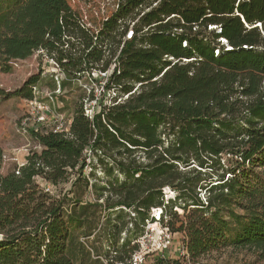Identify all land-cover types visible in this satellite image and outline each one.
Masks as SVG:
<instances>
[{
  "label": "trees",
  "instance_id": "trees-1",
  "mask_svg": "<svg viewBox=\"0 0 264 264\" xmlns=\"http://www.w3.org/2000/svg\"><path fill=\"white\" fill-rule=\"evenodd\" d=\"M40 50L70 76L111 69L118 97L93 120L79 101L71 136L33 130L41 149L8 174L0 148V264H134L157 218L187 257L156 264L264 259V0H0V69ZM90 212H105L104 253L77 234L97 229Z\"/></svg>",
  "mask_w": 264,
  "mask_h": 264
},
{
  "label": "rangeland",
  "instance_id": "rangeland-1",
  "mask_svg": "<svg viewBox=\"0 0 264 264\" xmlns=\"http://www.w3.org/2000/svg\"><path fill=\"white\" fill-rule=\"evenodd\" d=\"M108 2L111 3V0H108ZM58 71L59 69L52 61L37 52L27 59L12 62V70L9 72H4L0 69V148L3 151L1 168L3 174H8L17 169L21 163H25L27 156L32 151L40 150V144L34 137V131H29L26 134H22L19 131L21 121L30 111L28 99L19 96H9V94L21 88L32 76L39 77L37 82L39 93L51 91L54 88L51 75ZM91 77L93 76L87 73L81 76L69 77L71 80L67 81L65 92H63L64 95L61 97L63 102L61 112L70 119L74 115L76 104L83 100L87 93L84 88L85 85L93 84ZM86 170L87 172L90 171L89 168H86ZM38 182L42 187L51 189V186L43 179L38 178ZM70 187L71 182L60 185L54 192L63 193L64 190ZM93 191L91 185L87 189L78 185L76 189L77 196L81 197L83 201L94 202ZM68 196L73 197V194ZM167 196L174 197L175 193L169 190L167 191ZM180 212L182 213V211ZM156 213L159 216V213ZM104 216L105 212H99L95 215L92 212L88 213L89 224L93 227L98 224L92 236L85 238L82 236L83 230H77L79 239L90 246L94 245L100 253H104L109 245L107 235L101 229L106 220ZM138 242L140 247L134 254V257L137 256L138 258L137 264H156L158 259H182L185 256L187 257L184 233L169 232L159 218L155 219L154 222H147L145 231L138 238ZM92 256L95 257L93 250ZM133 261H135L134 258ZM204 261L213 264H264V259L257 252L232 247L210 253L204 258Z\"/></svg>",
  "mask_w": 264,
  "mask_h": 264
},
{
  "label": "built area",
  "instance_id": "built-area-1",
  "mask_svg": "<svg viewBox=\"0 0 264 264\" xmlns=\"http://www.w3.org/2000/svg\"><path fill=\"white\" fill-rule=\"evenodd\" d=\"M157 3L153 4V7ZM150 8H147L148 11ZM144 14V13H143ZM135 23H133L134 25ZM133 34L132 28L128 31L127 38H131ZM37 53L43 55L48 60L52 61L59 69L58 72L52 74V81L54 82V88L51 91L39 93L37 83L32 87L33 97L28 99L30 105V111L28 115L21 121L19 131L22 134H26L29 131L39 130L43 132L53 131L65 133L67 136H71L70 127L72 119L67 117L61 112L62 104L61 97H63L66 89L64 86L66 81L71 80L65 70L57 63L54 58L49 57L44 50H40ZM92 75V85H85L87 93L83 98V108L85 115L93 120L96 113L104 106L110 105L114 99L118 97V92L115 88H110L109 80L111 75V69L102 70L94 69L92 71L83 72L82 74ZM80 75V74H79ZM68 76V77H67ZM74 77V76H71ZM138 89V87H136ZM135 89V90H136ZM129 94L123 98H118V102L127 99ZM41 149V145L39 147ZM26 163V161H25ZM25 163H21L19 167ZM18 174L19 171H16ZM186 251V250H185ZM134 264H137V256L134 257Z\"/></svg>",
  "mask_w": 264,
  "mask_h": 264
}]
</instances>
